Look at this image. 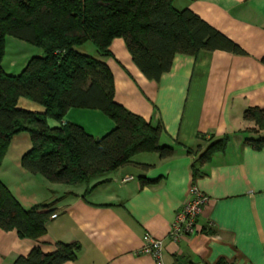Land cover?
I'll return each mask as SVG.
<instances>
[{"label":"crops","instance_id":"crops-1","mask_svg":"<svg viewBox=\"0 0 264 264\" xmlns=\"http://www.w3.org/2000/svg\"><path fill=\"white\" fill-rule=\"evenodd\" d=\"M173 7L191 11L244 54L201 51L194 58L176 56L171 71L155 83L134 65L122 39L111 43L106 59L89 43L77 48L106 64L116 104L152 126H163L159 145L172 148L174 156L160 160L157 154L144 153L133 158L135 165L88 184L52 185L21 167L32 145L27 134L15 136L0 181L25 211L49 206L57 218L49 220L37 241L0 229V264H12L34 248L53 254L59 243L80 247L77 258L65 264H156L139 253L145 235L162 241L164 264H264V149L245 144L264 132L250 133L254 126L243 119L249 109L264 110V0H176ZM10 39L16 40L10 48L18 44L22 56L2 68L18 76L42 51ZM35 106L24 99L17 105L44 111ZM68 124L82 127L94 139L114 128L95 110H70L61 125ZM213 145L195 181L209 199L199 219L203 231L173 243L169 233L193 181L192 165Z\"/></svg>","mask_w":264,"mask_h":264},{"label":"trees","instance_id":"trees-1","mask_svg":"<svg viewBox=\"0 0 264 264\" xmlns=\"http://www.w3.org/2000/svg\"><path fill=\"white\" fill-rule=\"evenodd\" d=\"M175 1L0 0V168L12 139L22 133L29 136L32 147L22 156L21 167L57 185L88 184L135 165L133 158L144 153L157 154L160 160L172 158L174 150L159 145L163 126H152L116 104L106 64L76 49L89 43L106 59L111 43L122 39L134 65L146 80L155 83L171 71L176 56L194 58L201 51L244 54L191 11L175 10ZM7 38L42 51L18 76L8 75L2 68ZM20 99L44 111L18 108ZM70 110L99 111L114 128L94 139L78 125L62 126ZM243 119L253 124L250 133L264 132V110L249 109ZM245 144L257 151L264 149V137ZM213 148L215 145L193 163L192 183L199 167L210 160ZM54 213L49 206L25 211L0 181L2 231H15L21 240L37 241L45 235ZM56 247L50 255L34 248L12 264H65L80 252L76 244Z\"/></svg>","mask_w":264,"mask_h":264},{"label":"built area","instance_id":"built-area-1","mask_svg":"<svg viewBox=\"0 0 264 264\" xmlns=\"http://www.w3.org/2000/svg\"><path fill=\"white\" fill-rule=\"evenodd\" d=\"M208 201V197L199 191L195 183H191L180 211L174 216L169 233V240L171 242L179 243L184 239L190 238L193 235L202 232L199 227V219L205 206L208 204ZM56 218L57 214L54 213L50 217V220H54ZM144 241L145 244L140 249L139 253L153 257L156 264H164L162 259V241L153 239L149 235H145Z\"/></svg>","mask_w":264,"mask_h":264},{"label":"rangeland","instance_id":"rangeland-1","mask_svg":"<svg viewBox=\"0 0 264 264\" xmlns=\"http://www.w3.org/2000/svg\"><path fill=\"white\" fill-rule=\"evenodd\" d=\"M9 42H8V44H7V52H6V56H5V58H4V60H3V63H2V66H3V68L6 70L7 68H8V64H9V61L10 60H12L13 58H16V57H19V56H22V54H21V48L20 47H18V44H17V47H11L10 48V44H11V42L10 41H16V40H13V39H10L9 38V40H8ZM26 47H29L28 45L26 46ZM88 47H91L90 49H94V48H92L93 46L91 45V44H89V46ZM94 51V50H93ZM25 55H27V54H29V51L28 50H26L25 51V53H24ZM35 107H38V106H35ZM16 143H10V145H9V147H8V149H7V151L8 150H11L13 147H14V145H15ZM38 176H40V175H38ZM42 177V176H41ZM49 182V181H48ZM50 183V182H49ZM50 184H52V183H50ZM52 185H57V184H52Z\"/></svg>","mask_w":264,"mask_h":264}]
</instances>
